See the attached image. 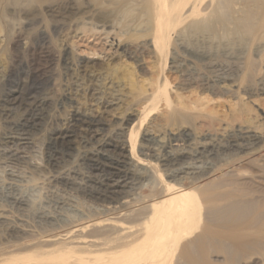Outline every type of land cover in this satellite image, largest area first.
I'll return each mask as SVG.
<instances>
[{"label": "bare ground", "instance_id": "1", "mask_svg": "<svg viewBox=\"0 0 264 264\" xmlns=\"http://www.w3.org/2000/svg\"><path fill=\"white\" fill-rule=\"evenodd\" d=\"M31 3L11 0L7 11L30 26L25 10ZM141 3L149 38L122 45L120 35H109L99 52L134 59L138 76L131 80L82 71L52 102L43 93L49 77L27 73L17 82L18 73L0 75L3 85H14L2 96L4 160L25 162L22 153L36 134L59 124L48 132L45 166L9 170L0 180V227L9 237L0 244V264H264V203L257 196L264 166L248 156L264 144V118L235 102L254 62L241 70L198 68L195 60L207 57L184 48L187 59H171V83L160 67L171 35L184 24L196 31L237 22L247 31L259 17L264 33V0ZM135 10L133 0L125 2L118 23L128 25ZM72 47L62 55L67 67ZM257 91L262 95L264 88ZM65 106L67 115H60ZM122 106H130L125 116ZM76 161L84 167L80 188L96 207L70 216L62 211L68 200L46 198L34 208L25 190L37 192L49 178L68 183ZM51 204L59 211L46 210Z\"/></svg>", "mask_w": 264, "mask_h": 264}, {"label": "rangeland", "instance_id": "2", "mask_svg": "<svg viewBox=\"0 0 264 264\" xmlns=\"http://www.w3.org/2000/svg\"><path fill=\"white\" fill-rule=\"evenodd\" d=\"M31 1L32 3L28 6V9L26 7L25 13L32 19V25L25 26L22 15L17 16L7 11L11 0H0L1 76L10 72L13 74L14 72L18 73L17 82H21L27 73L35 78L49 77L43 93L52 102L59 101L60 95L70 83V78L74 75H82V71L87 73L100 72L103 73V76L119 75L129 80H131V76H138L135 60L131 59L130 56L120 51L112 55L110 53L100 55V50L102 46L104 48L105 44L112 40L109 35H120L122 45L141 39V35L145 36L146 34L147 36L150 28L147 25L148 23L146 24L148 18L147 16L142 17V15H139L142 10V0H133L135 6H137V10H135L137 15H135L134 21H130L124 27L120 25L121 23H118L120 21L118 10L123 7L125 2L131 4V0ZM237 3L239 5L236 8H240L242 4L239 1ZM139 19L141 20L139 21ZM256 20L260 21V18L257 17ZM257 21L249 26L247 35L245 34L247 31L238 28L239 25L236 27L239 24L237 22L226 27L217 24L216 27L212 28V26H209L203 30L196 31L191 30L188 24L182 25L181 28L183 29H180L181 31L178 30L171 35L167 56L160 63L164 75H167L166 77L171 83L173 80V76L169 72L171 59H187L188 54L183 51L184 48H190L207 57V60L199 58L195 60L198 68H207L215 64H232L241 70L246 61L252 60L254 62L252 78L241 82L242 90L238 95L239 100L237 99L235 102L238 105H246L259 118H264V93L262 95L260 92L257 93V89L264 88V33ZM148 38L138 41L143 42ZM66 46H70V48L73 46L70 52L71 55H69L71 57V65L68 66L72 70H69L62 60ZM93 47L96 50H92ZM92 51L100 52L99 57H95V59L86 57V54H90ZM142 55L146 59L144 54L140 53L138 56L141 58ZM146 62L150 64L147 59ZM13 86L10 85L9 87V85H3L2 81L0 82V115L6 109L2 96ZM78 100L81 103L85 102V104L88 102L86 99ZM129 109L130 106L123 107L120 112L125 116L127 114L126 111ZM66 113L67 106L60 109V115ZM2 125V120H0V130L3 127ZM57 125L59 124L50 123L43 132L36 134L33 147L24 150L22 153L25 162L12 165L4 160V156L0 155V180H6V174L9 170L25 173L29 171V164L45 166L48 154V132ZM248 156L255 160L258 165L264 166V144L251 151ZM76 165V170L67 176L68 183L66 181H53L49 178V182L47 181L48 183L46 182V185L44 184L37 192L25 190L30 199H34L32 201L33 207H37L38 204L44 206L46 198L68 200L71 206H65L62 211L68 215L70 214V216H72V210L77 212L78 210L82 211L87 208L90 210L96 207V204L88 199L80 188L82 184L80 173H82L84 167L79 165L77 161ZM262 176L264 177V167ZM263 188L264 186L260 187L259 193L257 192L258 199L262 203H264ZM22 192L25 193L24 191ZM51 205H49L50 207L45 205L46 210L48 209L49 211L50 209V212L52 210L59 211ZM76 217L75 220L77 221ZM6 234V229L0 227L1 245H4L7 242L6 240H9L8 234Z\"/></svg>", "mask_w": 264, "mask_h": 264}]
</instances>
